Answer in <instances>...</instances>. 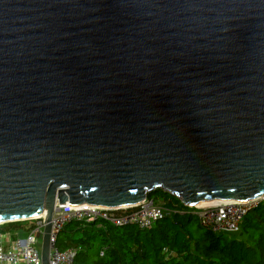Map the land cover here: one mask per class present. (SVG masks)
Segmentation results:
<instances>
[{
    "label": "water",
    "instance_id": "95a60500",
    "mask_svg": "<svg viewBox=\"0 0 264 264\" xmlns=\"http://www.w3.org/2000/svg\"><path fill=\"white\" fill-rule=\"evenodd\" d=\"M160 188L264 194V0H0V223Z\"/></svg>",
    "mask_w": 264,
    "mask_h": 264
},
{
    "label": "trees",
    "instance_id": "16d2710c",
    "mask_svg": "<svg viewBox=\"0 0 264 264\" xmlns=\"http://www.w3.org/2000/svg\"><path fill=\"white\" fill-rule=\"evenodd\" d=\"M148 197L163 200L171 210L151 228L74 220L59 234V247L77 248L74 264H264V202L248 212L239 233L225 234L197 223L194 208L170 192L160 188ZM28 221L7 222L0 228L26 233L33 224ZM192 222L197 231L190 229Z\"/></svg>",
    "mask_w": 264,
    "mask_h": 264
},
{
    "label": "built area",
    "instance_id": "2783aa9c",
    "mask_svg": "<svg viewBox=\"0 0 264 264\" xmlns=\"http://www.w3.org/2000/svg\"><path fill=\"white\" fill-rule=\"evenodd\" d=\"M264 202V194L246 201L222 200L215 204L192 206L201 226L214 232L232 234L241 230L245 216L250 210ZM171 212L163 200L146 197L131 206H101L93 204H58L52 217L50 264H74L77 248L62 249L58 245L59 234L74 220L91 222L104 220L116 226L136 225L151 228ZM47 214V213H46ZM46 214L34 217L32 227L26 232L19 230L0 231V264H44L42 238L46 225ZM4 223H0L2 225ZM104 255V251H100Z\"/></svg>",
    "mask_w": 264,
    "mask_h": 264
},
{
    "label": "bare ground",
    "instance_id": "6f19581e",
    "mask_svg": "<svg viewBox=\"0 0 264 264\" xmlns=\"http://www.w3.org/2000/svg\"><path fill=\"white\" fill-rule=\"evenodd\" d=\"M219 201H222V200L221 199H213V200H208V201H202V202H199V203L194 204V205H196V206L211 205V204H215ZM85 204H87V203H85ZM45 214H46V211L43 212L41 215H45Z\"/></svg>",
    "mask_w": 264,
    "mask_h": 264
},
{
    "label": "rangeland",
    "instance_id": "374dc122",
    "mask_svg": "<svg viewBox=\"0 0 264 264\" xmlns=\"http://www.w3.org/2000/svg\"><path fill=\"white\" fill-rule=\"evenodd\" d=\"M173 195V194H172ZM160 197V196H159ZM173 197V196H172ZM192 210V209H191ZM192 211H194V210H192ZM195 221L197 222V223H199V221H198V218L196 217L195 218ZM29 223L31 222V221H28ZM29 223H27V222H25L24 224L26 225V226H29ZM197 223H195V222H192V224L190 225V229L192 230V231H197L198 230V226H197ZM239 233V232H238ZM241 233V232H240ZM237 234V233H236ZM233 235H235V234H233Z\"/></svg>",
    "mask_w": 264,
    "mask_h": 264
},
{
    "label": "crops",
    "instance_id": "0c3cea01",
    "mask_svg": "<svg viewBox=\"0 0 264 264\" xmlns=\"http://www.w3.org/2000/svg\"><path fill=\"white\" fill-rule=\"evenodd\" d=\"M1 227V226H0ZM0 231H3L1 228H0Z\"/></svg>",
    "mask_w": 264,
    "mask_h": 264
}]
</instances>
